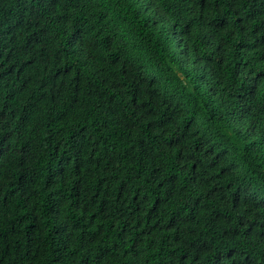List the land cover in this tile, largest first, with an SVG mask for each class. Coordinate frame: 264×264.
Instances as JSON below:
<instances>
[{"label": "trees", "instance_id": "obj_1", "mask_svg": "<svg viewBox=\"0 0 264 264\" xmlns=\"http://www.w3.org/2000/svg\"><path fill=\"white\" fill-rule=\"evenodd\" d=\"M0 264H264V0H0Z\"/></svg>", "mask_w": 264, "mask_h": 264}]
</instances>
